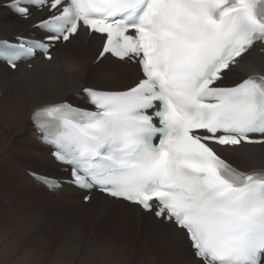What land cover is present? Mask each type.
<instances>
[{"label": "snow or ice", "instance_id": "1", "mask_svg": "<svg viewBox=\"0 0 264 264\" xmlns=\"http://www.w3.org/2000/svg\"><path fill=\"white\" fill-rule=\"evenodd\" d=\"M8 6L22 19L32 8L46 13L34 25L41 38L0 43L10 67L37 51L51 61L55 42L83 32L102 41L98 59L135 64L141 73L122 90L84 88L95 110L61 102L33 111L41 141L70 166V182L174 224L186 234L193 264H264V170L241 171L221 155L264 147V76L225 84L264 42V0Z\"/></svg>", "mask_w": 264, "mask_h": 264}, {"label": "bare ground", "instance_id": "2", "mask_svg": "<svg viewBox=\"0 0 264 264\" xmlns=\"http://www.w3.org/2000/svg\"><path fill=\"white\" fill-rule=\"evenodd\" d=\"M9 1L0 0V39L41 34L34 25L42 12L22 19L5 6ZM101 43L82 32L58 43L51 61H32V68L12 70L0 61V264H193L186 234L174 224L97 191L84 203L87 192L70 184L50 190L30 174L36 168L41 175L68 178L33 129L36 108L80 103L86 87L121 90L138 78L133 64L110 57L95 63ZM259 50L236 65L230 83L264 76ZM223 153L243 170L264 169L260 145Z\"/></svg>", "mask_w": 264, "mask_h": 264}, {"label": "rangeland", "instance_id": "3", "mask_svg": "<svg viewBox=\"0 0 264 264\" xmlns=\"http://www.w3.org/2000/svg\"><path fill=\"white\" fill-rule=\"evenodd\" d=\"M260 52L263 53V50H260ZM26 169H27V168H26ZM34 170H36V172L38 171V169H36V168H35ZM60 208H62V207L59 206V208H58L57 210H58V211H59V210H60V211H63V209H60ZM60 211H59V212H60ZM33 245L35 246L36 244L33 243ZM29 246L32 248L31 244H30ZM39 248H40V251H41V250H42V247L36 245V249L38 250ZM56 248H57V247L55 246V247H52V249H50V250H52V253H54V252L56 251V250H55ZM48 257H49V255L47 256V258H48ZM48 259H49V258H48ZM49 260H50V259H49ZM49 260H48V261H49Z\"/></svg>", "mask_w": 264, "mask_h": 264}]
</instances>
